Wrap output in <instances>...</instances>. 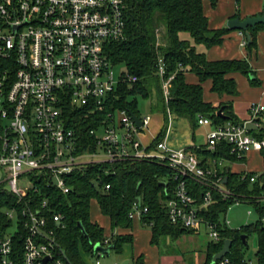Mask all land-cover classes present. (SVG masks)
I'll list each match as a JSON object with an SVG mask.
<instances>
[{"label":"built area","instance_id":"1","mask_svg":"<svg viewBox=\"0 0 264 264\" xmlns=\"http://www.w3.org/2000/svg\"><path fill=\"white\" fill-rule=\"evenodd\" d=\"M127 1L0 0V264H72L59 252L54 237L63 228V216L49 202L54 201L53 191L71 192V176L87 165L142 160L165 166L177 180L174 198L165 202L170 224L191 233L205 227L210 243L221 242V247L227 240L219 232L227 228L222 215L231 206L250 205L256 215L257 208L264 210V165L258 172L232 170L244 165L249 153L259 154L264 147V138L254 135L264 120L262 105L250 106L246 122L214 125L207 117L197 118L198 127L210 128L204 150L218 152L217 157L170 148L168 125L162 139L155 143L152 138L145 145L141 138L149 129L150 115H140L137 127L125 110H107L119 86L137 81L124 68L116 73L118 67L105 52L109 43L124 38ZM154 75L166 104L174 75L165 78L162 58L157 59ZM71 113L93 124L86 133L94 139L93 150L90 146L85 150L80 131L68 126ZM99 114L101 120L96 119ZM170 116L167 111L168 122ZM100 129L102 137L97 136ZM223 147L232 161L219 155ZM226 170L250 185L248 196L235 195L227 182L222 183ZM187 179L205 188L199 201L188 189ZM214 194L231 201L218 222L202 215L215 203ZM146 211L133 202L129 216L140 219ZM256 221L264 226V217L257 215ZM21 237L19 255L13 241ZM109 244L105 239L100 245ZM244 247L248 248L247 239ZM229 254L215 264H233ZM46 257L49 260L43 263ZM240 261L257 264L244 255Z\"/></svg>","mask_w":264,"mask_h":264},{"label":"trees","instance_id":"2","mask_svg":"<svg viewBox=\"0 0 264 264\" xmlns=\"http://www.w3.org/2000/svg\"><path fill=\"white\" fill-rule=\"evenodd\" d=\"M202 1L204 0H128L125 9V31L124 38L118 42L107 45L105 52L111 64L115 67H124L130 76L136 77L133 85L123 83L111 96V104L107 110H122L140 117L137 110V99H149L156 97L155 109L163 113L167 120V111L175 117L186 119L192 129L198 127L197 118L204 116L209 118L214 125L224 122H237L232 114L229 103H221L213 107L203 99L202 84L211 82L210 92L220 97H235L238 93L233 78H227L231 73H239L243 76L250 74L249 64L239 60H220L210 62L204 53L197 52L195 46L202 45L211 48L220 45L223 38L228 34L226 28L210 30L207 19L203 15ZM215 5V0H208ZM237 2V0H236ZM262 25L248 28L251 40L246 42L248 51L254 50L256 31ZM183 34L189 36L182 39ZM245 34V32L243 33ZM162 58L165 65V78L174 75L169 88V100L165 104L162 96L161 84L154 75L157 59ZM186 73L193 74L198 79V84L186 83ZM69 109V108H68ZM67 109V110H68ZM221 110L222 115H218ZM73 115L68 126L78 129L84 144V149H94L93 138L86 133L88 127L93 126L90 121L82 122L79 117ZM103 114L96 116L101 120ZM168 125V124H167ZM160 131L154 142L162 139L168 126ZM254 135L264 138V120L260 130ZM199 157L214 154L207 153L202 147L186 148ZM227 148L223 147L219 155L230 159ZM264 164V147L259 152ZM227 177V185L233 194L248 196L251 193L247 182H239V175L226 170L223 174ZM69 181L71 189L68 194L62 195L53 191L54 201L49 202V207L55 208L56 212L63 216L61 220L63 228L56 230L55 238L58 243L59 252H63L66 259L72 264H84L80 252L89 256H96L93 251L95 245L103 244L106 239L103 228L90 221V202L95 200L99 205L100 213L109 220L110 230L120 228L128 234L116 236L113 246L117 254L122 253V246L132 244L133 235L129 233L133 226V220L129 213L133 202H139L147 209L140 218L141 226L149 227L150 244L157 246L161 237L178 239L183 235L193 234L181 227L172 226L166 217L165 202L174 198V190L177 180L173 172L165 166L153 161H126L112 164L87 165L79 173L71 176ZM93 184L96 189L93 188ZM188 189L197 201L200 200L205 188L197 185L190 179L186 180ZM108 186V190H105ZM254 188H257L254 186ZM254 192V190H253ZM215 203L204 211L203 217L212 222H218L219 214L226 212L231 201L222 200L213 195ZM260 218L264 217V210L256 209ZM83 226L84 234L79 228ZM221 239L231 241V251L227 256L233 264H240L243 257V244L241 236L246 239L251 234L257 235L258 249L255 252L257 264H264V226L260 221L235 229H220ZM23 238H16L13 246L21 251ZM204 264H210L212 256L222 249L219 244L208 243ZM20 255V254H19ZM132 264H144L143 256L132 258Z\"/></svg>","mask_w":264,"mask_h":264},{"label":"crops","instance_id":"3","mask_svg":"<svg viewBox=\"0 0 264 264\" xmlns=\"http://www.w3.org/2000/svg\"><path fill=\"white\" fill-rule=\"evenodd\" d=\"M215 2V5H211L208 0L202 1L203 15L207 19L208 28L210 30L226 28V24L230 19L239 18L240 20H243L245 18L256 17L258 14L261 15L264 13V0H237V2L236 0H215ZM256 32V48L251 52L248 51L245 46H242L243 41H246L245 34L231 30L228 31V34L223 38L220 45H215L211 48H205L202 45L195 46L196 51L204 53L206 59L210 62L220 60H246L249 64L250 74L248 76H243L239 73H231L230 75H227V78H233L236 83V90L238 94L235 97H220L218 94L211 93L210 81H206L202 84V95L204 101L211 104L215 108L221 103L231 102L230 109L235 120L238 122L247 121L251 105L259 104L264 107V26L262 25V28ZM183 38L188 39L184 35L182 36V39ZM184 80L188 84H198V79L190 73L185 74ZM193 146L201 147V145L199 146L196 144ZM256 156H258L262 162L260 154L252 152L246 157L244 165L241 167L236 166L232 168V170H245L247 172L261 171L264 165L263 162L258 169L253 170L249 168L252 159ZM131 231L129 233H131ZM124 232L125 234H128V232ZM133 234L131 233V235H133V244L131 245V249L129 248V251H125L121 259L123 261L122 263L126 262L127 264H132V258L143 256L144 264H162L164 261L163 253L158 248V245L154 246L150 244V230L143 233L135 231ZM106 238L108 239V237ZM86 255L89 256L88 254ZM93 257H96L95 262L100 258L97 256ZM82 261L84 262V260ZM114 263L119 264L118 262Z\"/></svg>","mask_w":264,"mask_h":264},{"label":"rangeland","instance_id":"4","mask_svg":"<svg viewBox=\"0 0 264 264\" xmlns=\"http://www.w3.org/2000/svg\"><path fill=\"white\" fill-rule=\"evenodd\" d=\"M183 35L189 38L187 34ZM123 68L124 67H118L115 72L118 73L119 71H123ZM155 104V96L149 99H143L141 97L137 99L138 112H140L142 116H151V121L148 125L149 129L141 138L143 144L146 145L151 143L152 138L162 131L167 124L169 129L166 135V142L170 148L185 149L194 144L199 146L205 144V134L210 131V128L201 126L192 129L186 119L175 117L173 114H171L170 122H168V119L166 120L164 118L165 116L163 113L155 109ZM117 119L118 117L116 116V120ZM103 135V129L98 130L97 136L102 137ZM261 165V160L256 156L252 159L249 168L255 170ZM247 212H251V214L247 215ZM89 219L94 223H98L103 228L105 238L108 237L111 243H113L116 236L125 234L120 228L114 229L113 231L110 230L109 221L101 215L99 205H97L95 200L90 202ZM132 220V234L135 231H140L142 233L149 231V227L141 226L140 219L135 215L132 217ZM222 220L227 223L228 229L235 231V229H240L241 227L250 225V223H254L257 220V215L250 205L239 204L231 206L227 212L222 215ZM207 233V228L202 227L198 233L183 235L174 240L169 237H161L159 239L158 248L164 256L162 264H204L205 261H207L205 258L206 246L211 241ZM132 244L122 246L123 251L120 254H117L113 250L109 255L100 256V264H113L114 262L121 264L123 262L121 259L125 251H129ZM247 246L248 248L243 247L242 249L243 255L246 259L254 261L255 252L258 249L256 234H251L250 237H248ZM80 253L85 264H94L96 257L87 256L84 251Z\"/></svg>","mask_w":264,"mask_h":264},{"label":"water","instance_id":"5","mask_svg":"<svg viewBox=\"0 0 264 264\" xmlns=\"http://www.w3.org/2000/svg\"><path fill=\"white\" fill-rule=\"evenodd\" d=\"M259 25H263L264 26V13H262L261 15L258 14L256 17H248L245 18L243 20H240L239 18H235V19H230L228 20L227 24H226V28L231 30V31H238L241 33L245 32V38H246V42L249 43L251 40V36L250 33L248 32V28H255L256 26ZM221 110L218 111V115H220ZM130 115L132 116V119L135 123V125L137 127H140V121L138 119V117H136L134 114L130 113ZM227 181V178L223 179V184H225ZM93 188L96 189L95 185L93 184ZM81 232L84 234V229L83 226L81 224L78 225ZM245 240H246V236L242 235L241 236V241L243 246H245ZM231 246V241L230 240H225L223 242L222 245V249L220 250V252L214 254L210 260V264H215L217 260L221 259L222 256L229 254L230 252V247ZM113 246H108V247H102L99 243L97 245H95L93 247V251L95 252V254H97L98 252L101 253L102 256L105 255H109V253L112 251ZM49 260L48 257H46L43 260V263H46ZM122 264H127L126 262L122 263Z\"/></svg>","mask_w":264,"mask_h":264}]
</instances>
